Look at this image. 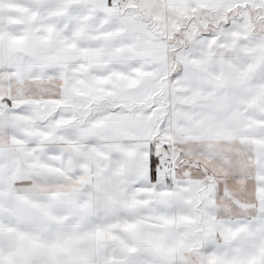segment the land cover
I'll use <instances>...</instances> for the list:
<instances>
[{
	"label": "snow or ice",
	"instance_id": "snow-or-ice-1",
	"mask_svg": "<svg viewBox=\"0 0 264 264\" xmlns=\"http://www.w3.org/2000/svg\"><path fill=\"white\" fill-rule=\"evenodd\" d=\"M0 264H264V0H0Z\"/></svg>",
	"mask_w": 264,
	"mask_h": 264
}]
</instances>
